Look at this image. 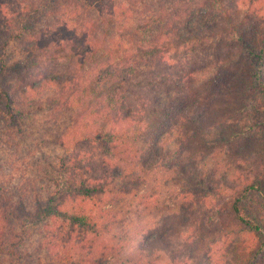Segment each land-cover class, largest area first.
<instances>
[{"label": "trees", "instance_id": "16d2710c", "mask_svg": "<svg viewBox=\"0 0 264 264\" xmlns=\"http://www.w3.org/2000/svg\"><path fill=\"white\" fill-rule=\"evenodd\" d=\"M0 264H264V0H0Z\"/></svg>", "mask_w": 264, "mask_h": 264}, {"label": "rangeland", "instance_id": "374dc122", "mask_svg": "<svg viewBox=\"0 0 264 264\" xmlns=\"http://www.w3.org/2000/svg\"><path fill=\"white\" fill-rule=\"evenodd\" d=\"M205 70H206V69H205ZM12 156H13L12 154H10V155L7 156V158H8L7 161H8V160L10 161V165H9V168H8V169L10 170L9 172H11L12 174H17V173L19 172V171L17 170V168H18L17 165H18V164H17V163H12V158H11ZM7 161H6V163H7ZM14 166H16V167H14ZM6 167H7V165L5 164V168H6ZM183 231H184V230H183ZM183 231H182V232H183ZM184 235H186V230L183 232L182 238L184 237Z\"/></svg>", "mask_w": 264, "mask_h": 264}]
</instances>
